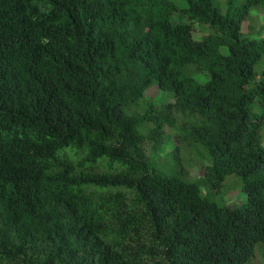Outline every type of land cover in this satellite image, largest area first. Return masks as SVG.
<instances>
[{
	"label": "trees",
	"instance_id": "obj_1",
	"mask_svg": "<svg viewBox=\"0 0 264 264\" xmlns=\"http://www.w3.org/2000/svg\"><path fill=\"white\" fill-rule=\"evenodd\" d=\"M177 1L0 0V264L263 262L264 0Z\"/></svg>",
	"mask_w": 264,
	"mask_h": 264
},
{
	"label": "rangeland",
	"instance_id": "obj_2",
	"mask_svg": "<svg viewBox=\"0 0 264 264\" xmlns=\"http://www.w3.org/2000/svg\"><path fill=\"white\" fill-rule=\"evenodd\" d=\"M177 2H179L180 4L183 3V1L181 0H178ZM194 36L195 38H200L202 36V32L199 31L198 29L197 30L195 29ZM262 66H263L262 63H260L257 66V70H260ZM193 76L195 78H198L195 74ZM145 96L147 98H156V99L160 98L159 103H162V102L166 103V102L173 101V96L171 94L169 95L160 94L159 95L158 90L155 86L148 89L147 92L145 93ZM261 134H262V137H261L262 144L264 145V127H263ZM191 150H192V154L189 156H185V151L182 152V157H181L182 162L180 166L177 164H173L171 162H169L168 165L171 171L180 173V170H182V172H184L185 170L189 173L191 178L194 177L193 179H195L201 175H204V171L202 168V162L199 158V152L201 151V148L192 147ZM183 156H185V159ZM182 166L184 167L183 169H181ZM206 192H209L208 194L211 195L210 199L218 205H223L226 203H231V202H236V201L239 202L245 199V196L243 195V192H242L241 181L239 180V178H237L234 175L226 176L222 182V185L220 186L218 190L207 189ZM260 248H261L260 245H258L257 251H256L257 253L261 251L259 250ZM251 264H264V260L262 262L261 257L256 256L255 260Z\"/></svg>",
	"mask_w": 264,
	"mask_h": 264
}]
</instances>
